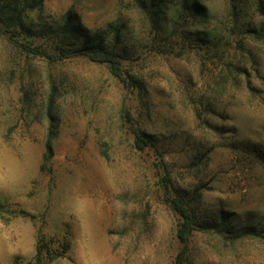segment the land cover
<instances>
[{"label": "rangeland", "instance_id": "1", "mask_svg": "<svg viewBox=\"0 0 264 264\" xmlns=\"http://www.w3.org/2000/svg\"><path fill=\"white\" fill-rule=\"evenodd\" d=\"M30 1L27 39L54 51L70 13L71 47L113 49L126 74L0 33V264H34L40 234L68 243L44 264H174L166 194L192 216L183 264H264V0Z\"/></svg>", "mask_w": 264, "mask_h": 264}, {"label": "trees", "instance_id": "2", "mask_svg": "<svg viewBox=\"0 0 264 264\" xmlns=\"http://www.w3.org/2000/svg\"><path fill=\"white\" fill-rule=\"evenodd\" d=\"M133 1L142 11L148 15L150 14L149 6L145 0ZM32 7L33 3L30 0H0V33L3 34L10 43L27 53L39 55L49 60H62L64 58L79 55L85 56L90 61L107 64L114 76L125 81L123 75L126 73L121 62V56L115 50L105 48L98 43L82 47H71L81 38L83 28L78 18L70 13L67 14L59 29L55 30L48 37L57 44V49L54 48V51L48 50L41 44L33 43L31 39H27L25 35L28 34L30 29L25 25L23 15L26 8ZM51 102L52 99H50L49 110L51 109ZM127 117L130 118L128 114ZM53 135L54 133L51 132L45 142V160L51 158L53 154L51 142ZM148 144H152L151 138L141 131H136L134 135V146L142 150ZM166 199L172 211L178 216L175 236L181 244V247L176 254L174 264H183L187 256L189 235L193 230L192 216L181 196H170L166 194ZM17 214L29 216L28 213L23 210H19ZM67 249V242H63L59 249L52 248L49 241L40 234L36 243L35 253L32 257V262L34 264L50 262L64 256Z\"/></svg>", "mask_w": 264, "mask_h": 264}]
</instances>
